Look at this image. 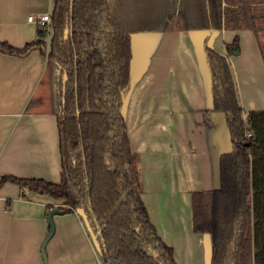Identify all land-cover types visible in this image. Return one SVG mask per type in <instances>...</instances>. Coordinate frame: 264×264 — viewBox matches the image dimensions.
I'll use <instances>...</instances> for the list:
<instances>
[{
	"label": "crops",
	"instance_id": "0c3cea01",
	"mask_svg": "<svg viewBox=\"0 0 264 264\" xmlns=\"http://www.w3.org/2000/svg\"><path fill=\"white\" fill-rule=\"evenodd\" d=\"M53 6L54 0H0V42L23 47L39 38V25L27 17L51 13ZM172 23L179 24L177 16ZM236 35L239 53L227 54L226 45ZM206 36L211 48L227 55L243 118L249 119L247 128L262 149L264 59L259 40L264 41V34L245 28L131 33V84L122 113L140 197L158 235L173 248L176 264H211L212 238L193 230L191 194L219 187V156L232 150L225 116L212 110ZM50 64L39 49L25 56L0 52V178L60 180L57 118L46 97L53 91L56 71ZM255 153L250 155L251 171L255 159L264 168ZM61 203L4 182L0 264H44L46 207ZM84 222L78 212L53 215V234L45 245L47 264H105Z\"/></svg>",
	"mask_w": 264,
	"mask_h": 264
},
{
	"label": "trees",
	"instance_id": "16d2710c",
	"mask_svg": "<svg viewBox=\"0 0 264 264\" xmlns=\"http://www.w3.org/2000/svg\"><path fill=\"white\" fill-rule=\"evenodd\" d=\"M175 16L184 30L264 34V3L250 0H54L48 51L44 26L23 47L0 42V52L25 56L39 49L56 64L60 156L58 182L6 175L0 186L10 181L61 200L56 208L63 213L78 212L105 264H176L140 197L122 113L131 84V33L168 30ZM259 46L264 59V41ZM226 49L239 53L238 35ZM203 51L212 110L224 114L232 150L219 156V187L191 194L193 230L211 235V264H253L250 155L255 150L264 161V150L254 133L245 137L250 121L243 118L227 55L211 48L207 36Z\"/></svg>",
	"mask_w": 264,
	"mask_h": 264
},
{
	"label": "rangeland",
	"instance_id": "374dc122",
	"mask_svg": "<svg viewBox=\"0 0 264 264\" xmlns=\"http://www.w3.org/2000/svg\"><path fill=\"white\" fill-rule=\"evenodd\" d=\"M252 1H262L258 3H264V0H252ZM179 21V20H178ZM173 22V21H172ZM170 28H181V22L179 21V24L176 23L174 27L172 26ZM45 35L42 37V40H44L46 45V51L49 50V44L51 39V33H52V24L51 27H49L48 32L45 30ZM50 65H56L53 61H51ZM52 80V79H51ZM52 89L50 90V94L46 95L48 98V106H51V108H57L58 106V98H57V87L55 83V79L52 80ZM51 87V88H52ZM126 97L124 98V104H125ZM262 149L264 150V143L262 144ZM255 151H252L254 153ZM257 154V151L256 153ZM253 169L251 171V188H250V196L251 194L253 197L250 199V206H251V233L253 238V264H264V178L259 176L260 172H264V168H262V165L259 163V160L254 161ZM249 196V197H250ZM255 196H258L256 198ZM85 223V222H84ZM90 236L92 237L93 234L90 233V229L88 225L85 223Z\"/></svg>",
	"mask_w": 264,
	"mask_h": 264
},
{
	"label": "water",
	"instance_id": "95a60500",
	"mask_svg": "<svg viewBox=\"0 0 264 264\" xmlns=\"http://www.w3.org/2000/svg\"><path fill=\"white\" fill-rule=\"evenodd\" d=\"M67 32H68V30L65 29L64 30V35L65 36L67 35ZM207 75H208V72H207ZM208 82H209V78H208ZM249 144H250V142L245 143V145H249ZM60 213H63V211L59 210L57 208H52L47 214V222H48V225L50 227V230H49L48 234L46 235V237L43 240L42 245H41V256H42L44 264H47L45 245H46L47 241L49 240V238L52 236L53 230H54V227H53V215L54 214H60Z\"/></svg>",
	"mask_w": 264,
	"mask_h": 264
},
{
	"label": "built area",
	"instance_id": "2783aa9c",
	"mask_svg": "<svg viewBox=\"0 0 264 264\" xmlns=\"http://www.w3.org/2000/svg\"><path fill=\"white\" fill-rule=\"evenodd\" d=\"M27 19L31 22L36 23L39 26H44L47 31L49 30V27H51V13L49 12L30 14L28 15ZM252 135V131L247 129L245 132V137L249 138Z\"/></svg>",
	"mask_w": 264,
	"mask_h": 264
}]
</instances>
